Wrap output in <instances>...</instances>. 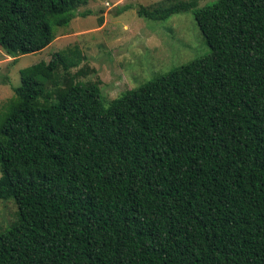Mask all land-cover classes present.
Segmentation results:
<instances>
[{
  "label": "trees",
  "instance_id": "16d2710c",
  "mask_svg": "<svg viewBox=\"0 0 264 264\" xmlns=\"http://www.w3.org/2000/svg\"><path fill=\"white\" fill-rule=\"evenodd\" d=\"M200 1L139 15L194 10L211 51L108 105L79 46L21 70L0 107L19 216L0 264H264V0ZM88 2L0 0V48L43 50Z\"/></svg>",
  "mask_w": 264,
  "mask_h": 264
},
{
  "label": "rangeland",
  "instance_id": "374dc122",
  "mask_svg": "<svg viewBox=\"0 0 264 264\" xmlns=\"http://www.w3.org/2000/svg\"><path fill=\"white\" fill-rule=\"evenodd\" d=\"M160 1L89 0L78 8L70 24L56 27L55 39L43 50L15 60L0 48V107L21 84L22 69L49 61L67 47L82 49L86 59L80 67L88 66L90 71L79 79H100L107 105L127 90L208 54L211 48L198 26L194 10L160 21L139 15L142 5ZM214 1L201 0L198 7ZM17 211L14 199H0V232L19 220Z\"/></svg>",
  "mask_w": 264,
  "mask_h": 264
}]
</instances>
